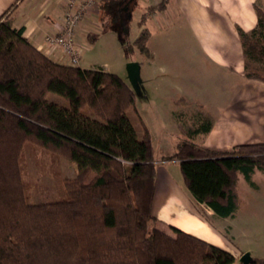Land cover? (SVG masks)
Returning <instances> with one entry per match:
<instances>
[{
    "label": "trees",
    "instance_id": "obj_1",
    "mask_svg": "<svg viewBox=\"0 0 264 264\" xmlns=\"http://www.w3.org/2000/svg\"><path fill=\"white\" fill-rule=\"evenodd\" d=\"M133 0H101L100 20L120 26L137 7ZM161 0L148 11H162ZM253 4L256 23L237 29L245 80L264 84V10ZM127 5L128 12H119ZM11 6L0 17V264H235L230 252L170 227L157 228L154 202L159 171L147 128L138 137L127 118L134 90L117 75L56 63L12 25ZM125 17V19H124ZM146 16L132 44L149 56ZM127 29V26H124ZM49 94L69 108L47 101ZM89 109L95 119L81 114ZM210 129L208 124L205 133ZM31 144L75 164L64 176L65 198L30 202L23 178L24 147ZM175 160L191 198L219 219H233L241 176L264 172V143L212 150L182 139ZM90 172L93 177L86 180ZM240 264V263H239ZM250 264H264L252 257Z\"/></svg>",
    "mask_w": 264,
    "mask_h": 264
},
{
    "label": "crops",
    "instance_id": "obj_2",
    "mask_svg": "<svg viewBox=\"0 0 264 264\" xmlns=\"http://www.w3.org/2000/svg\"><path fill=\"white\" fill-rule=\"evenodd\" d=\"M100 1H97L99 7L96 11L90 13L76 28L77 44L81 43L79 39L82 35L87 40L92 39L89 24H92L94 20L98 21L96 17L100 12ZM255 1L168 0L162 11L149 13L151 18L146 19L144 26L148 30L147 23L154 27L150 38L153 34L155 35L156 48L159 44L165 43L164 39L167 36L162 39L164 34L167 35L169 31L180 28L179 23L194 44V48L182 57L162 53V49L161 51L157 49L156 52L151 51L152 56L146 57V62L139 66V77L142 79L141 102L145 107V117L148 119L156 116L163 123L171 122L172 127L182 128V133L177 135L171 145L162 138L159 140L157 147L161 149V152H166L162 149L172 147L176 149L177 143L182 139L212 150H229L238 145L264 143V84L245 80L242 77L243 55L237 34L238 28L249 31L255 26L256 16L253 8ZM156 2L158 3V0ZM12 5L14 7L10 11L13 27L22 29L23 36L49 59L65 64L60 50L46 48L43 45V38L46 34L61 28L66 0H0V17ZM122 28H120L118 40L122 39L120 34L125 32ZM103 68L111 74H116L108 65ZM191 69L204 70L202 74L215 72L222 75L225 81H232L233 83H230L232 91L227 93L229 99L222 101L212 98V100L207 98L208 95H200L199 90L202 85L195 87L196 85L187 82L188 86H185L174 80L175 75L185 70L190 74ZM203 87L206 91V85ZM225 87L228 90V85ZM189 91L200 95L199 98L191 96ZM175 99L180 102L177 104L178 109H168L177 107L174 105ZM194 104H198L201 108L210 106L214 111L196 112L193 115V121L189 116L191 114L188 113L189 110L184 108L194 107ZM141 124L147 128L152 147H154L156 133L154 132L153 135L143 118ZM208 124L210 129L205 133ZM137 135L142 137V127L140 134L137 133ZM181 201L188 211L177 215H167L165 210L167 204ZM154 206L159 219L158 226L178 229L171 223H182L185 228L178 230L189 232L215 246H222V249L235 256L238 261L235 264H239V258L244 253H249L251 258H261L252 255L250 249L233 248L229 241L208 223L210 218L215 217L212 212L203 205H197L191 196H187L163 173L159 174ZM201 211L206 216L203 215L205 220L200 217Z\"/></svg>",
    "mask_w": 264,
    "mask_h": 264
},
{
    "label": "rangeland",
    "instance_id": "obj_3",
    "mask_svg": "<svg viewBox=\"0 0 264 264\" xmlns=\"http://www.w3.org/2000/svg\"><path fill=\"white\" fill-rule=\"evenodd\" d=\"M159 2L160 0H158V3ZM257 4L264 10V2H259ZM122 7H124V5ZM148 7V0L137 1V7L130 15L128 25L127 22L123 23L122 29L125 32L120 34L122 38L121 40H118L121 28L119 24L120 22L117 21L114 25H111L109 21L110 15L108 13H105L103 19L100 20L101 13L99 12V15L96 17L98 18V21L94 20L92 24H89V26H91L90 36L92 39L90 38V40H87L84 35H82L79 39L81 42L79 45L82 47V53L78 67L85 70L102 69L106 71L103 67L108 65L116 73L115 75H117L125 83L131 85L135 92L136 102L135 105L127 111V118L138 134H140L141 131L142 118L149 127L150 131H152L153 135L154 132L156 133L153 156L154 162L157 164L159 174H166L180 190H183L187 196H190L184 186L178 162L175 160H167L169 156L175 153L176 149L172 147L171 149H162V151L166 152H161V149L157 147V143L161 138L171 145L177 135L182 133V128L179 127L181 129L180 132L179 128L172 127L171 122H167V124L163 123L160 118L156 116H152L147 119L145 117V107L141 102L140 84L142 79L139 77V81L134 82L133 84H131L128 79L127 65L129 63H138L140 66L146 62V56L140 54L136 48H134L132 42L139 33L136 24L140 18L143 15L146 16V19L151 18L149 16V13L151 12L148 11ZM127 12L128 9L124 11V13ZM126 16L128 18V15H125V17ZM147 25L149 30H151L149 31L151 36V32H154V27L150 23H147ZM124 26H127V29ZM179 26L180 28L178 30H171L169 31V34H164L162 39L167 36L164 39L165 43L159 44L157 48V43L155 42L156 37L153 34L152 38H149L147 43L148 51L150 53L149 56H152L151 51L156 52L157 49H159V51L162 49V53H168L170 56L175 54L182 57L184 54L193 49V41H191L189 35L184 32V29L182 30L180 23ZM143 27L146 28L145 26ZM202 71L204 70L196 69L194 71L191 69L189 74L188 71L185 70L183 73L180 72L178 75H175L174 80L179 81L185 86L187 85V82L196 85L195 87H197V85H202L199 90L200 95H208L207 98L210 99L214 98L217 100L227 101V99H229L227 93H231V84L233 82L225 81L222 75L215 72L202 74ZM197 72H200L201 74H195ZM204 85L207 87L206 91L203 87ZM225 85H228V90ZM189 94L191 96H196L197 99L200 96L193 91H189ZM47 101L64 108H69V103L66 100L53 94H49L47 96ZM174 101L176 102L174 105L180 103L177 102L176 99ZM152 108L153 107H151V109ZM168 109L177 110L178 105L177 107L174 106ZM184 110H189L188 113H191L189 116H191L193 121V115L196 112L214 111V109L210 106L201 108L198 104L194 107H185ZM81 114L95 119L92 112L87 108L81 110ZM191 125L193 126V124ZM76 169L75 164L58 158L36 146L26 144L24 147L23 178L29 185L30 202L49 203L63 200L65 198V193L62 187V178L64 176L76 174ZM93 175L94 172H90L86 180L88 181L91 177H93ZM252 180L256 184L257 189H251L244 179L239 176L237 185L239 206L233 219L221 221L212 217L208 223L211 224V226L222 236H224L233 248H240L241 250L250 249L252 255L264 257V172H255ZM165 210L167 211V215H177L188 211L182 201L179 203L170 202L167 204ZM201 213L202 216L200 217L205 220V214L202 211ZM158 225L159 223L157 224L158 229L162 228V231L172 235L170 227H161ZM219 247L223 248L222 246Z\"/></svg>",
    "mask_w": 264,
    "mask_h": 264
},
{
    "label": "built area",
    "instance_id": "obj_4",
    "mask_svg": "<svg viewBox=\"0 0 264 264\" xmlns=\"http://www.w3.org/2000/svg\"><path fill=\"white\" fill-rule=\"evenodd\" d=\"M97 1L66 0L61 28L44 36L43 45L48 49L60 50L65 65L71 67L79 65L82 47L76 43V28L90 13L96 11L99 7ZM156 3V0H148L149 6Z\"/></svg>",
    "mask_w": 264,
    "mask_h": 264
},
{
    "label": "water",
    "instance_id": "obj_5",
    "mask_svg": "<svg viewBox=\"0 0 264 264\" xmlns=\"http://www.w3.org/2000/svg\"><path fill=\"white\" fill-rule=\"evenodd\" d=\"M136 1V0H133ZM131 13L128 12V18H130ZM127 74H128V79L131 84L134 82L139 81V65L138 63H129L127 65ZM251 262V257L249 253H244L242 256L239 258V263L240 264H250Z\"/></svg>",
    "mask_w": 264,
    "mask_h": 264
},
{
    "label": "bare ground",
    "instance_id": "obj_6",
    "mask_svg": "<svg viewBox=\"0 0 264 264\" xmlns=\"http://www.w3.org/2000/svg\"><path fill=\"white\" fill-rule=\"evenodd\" d=\"M172 225H174L175 227H177L178 229H184L185 226L182 223H178V222H172Z\"/></svg>",
    "mask_w": 264,
    "mask_h": 264
},
{
    "label": "flooded vegetation",
    "instance_id": "obj_7",
    "mask_svg": "<svg viewBox=\"0 0 264 264\" xmlns=\"http://www.w3.org/2000/svg\"><path fill=\"white\" fill-rule=\"evenodd\" d=\"M127 10V5L125 4L124 7L119 8V12H124Z\"/></svg>",
    "mask_w": 264,
    "mask_h": 264
}]
</instances>
